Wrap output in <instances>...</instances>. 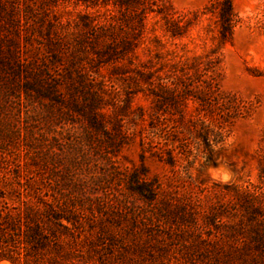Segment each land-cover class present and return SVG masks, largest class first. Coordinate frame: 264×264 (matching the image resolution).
Here are the masks:
<instances>
[{
  "label": "rangeland",
  "instance_id": "rangeland-1",
  "mask_svg": "<svg viewBox=\"0 0 264 264\" xmlns=\"http://www.w3.org/2000/svg\"><path fill=\"white\" fill-rule=\"evenodd\" d=\"M212 1L164 0L168 14L193 22L172 38L154 4L142 18L119 0H0V63L10 73L0 80L11 104L0 124V167L21 170L47 194L73 196L87 216L146 213L129 187L154 182L155 214H186L206 232L208 218L229 201L227 185H260L264 152V0H232L239 23L229 42L220 39L216 16L204 13ZM17 57L29 66L13 82ZM218 58L226 106L217 121L192 97L179 112L152 95L158 83L193 77ZM36 77L38 98L27 86ZM94 113L120 139L113 147L93 127ZM215 124L224 126V140L216 144L210 132L207 147L199 134Z\"/></svg>",
  "mask_w": 264,
  "mask_h": 264
},
{
  "label": "trees",
  "instance_id": "trees-1",
  "mask_svg": "<svg viewBox=\"0 0 264 264\" xmlns=\"http://www.w3.org/2000/svg\"><path fill=\"white\" fill-rule=\"evenodd\" d=\"M119 1L126 9H140L142 18L147 14V5H156L166 25L169 24L165 32L172 38L185 36L193 23L168 14L167 10L173 8L165 5L164 0ZM102 2L107 5L108 0ZM204 11L216 16L220 39L229 42L239 23L233 1L214 0ZM105 51L109 53L108 48ZM0 64V74L4 72L10 77L9 72L3 71L8 70V65ZM16 64L10 79L13 82L29 66L21 57H17ZM220 70L221 59H210L202 68H197L193 77L178 78L171 84L160 82L158 92L151 93L159 104L175 105L179 112L192 97L206 106L209 117L217 121L215 115H220L226 106L219 93ZM39 80L36 77L34 82H27L37 98L44 93ZM3 85L0 80V91ZM179 89L185 92V98ZM14 90L18 101H23L22 91ZM1 92L0 124H3L11 104L8 106V94ZM25 96L33 103L30 92H25ZM92 116L93 127L113 147L120 139L104 123L98 122V113ZM224 129L223 125L215 124L199 135L208 147L211 145L209 133L220 144ZM115 133L121 134L120 130ZM211 153L212 150L208 161L212 160ZM173 159L169 156V163ZM258 161L260 185L252 182L227 185L224 189L229 201L221 203L208 218L206 232L199 230L202 227L198 220L186 214L177 218L155 214L158 188L154 182L134 181L129 187L131 193L147 204L146 213L127 212L126 208L123 215L87 216L85 208L74 203L73 196L54 189L47 194L43 188H34L21 170L0 167V264H264V152L258 154Z\"/></svg>",
  "mask_w": 264,
  "mask_h": 264
}]
</instances>
